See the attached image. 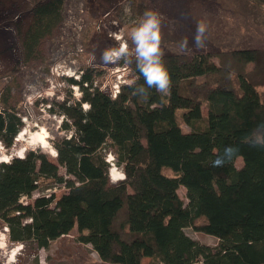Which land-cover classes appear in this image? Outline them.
I'll use <instances>...</instances> for the list:
<instances>
[{"label":"trees","instance_id":"16d2710c","mask_svg":"<svg viewBox=\"0 0 264 264\" xmlns=\"http://www.w3.org/2000/svg\"><path fill=\"white\" fill-rule=\"evenodd\" d=\"M145 2L123 4L141 16L149 6ZM31 3L12 24L24 63L37 60L40 42L62 21L65 0ZM201 55L198 60L199 54H162L170 76L164 92L145 84L136 57L133 80L124 82L115 98L96 85L95 68H83L78 79L61 78L82 94L77 101L69 90L54 105L57 110L49 109L64 116L61 129L70 131L53 142L55 161L29 150L0 164V220L8 242L46 249L76 229L77 240L90 245L101 264H142L144 259L148 264H264V146L248 142L264 122V91H258L264 87V49L219 50L216 64L211 53ZM197 73L206 80L197 83ZM138 85L146 92H135ZM8 97L1 89L0 142L5 148L21 126ZM45 143L35 134L29 144L42 149ZM228 145L238 152L215 165ZM43 151L55 157L52 150ZM108 151L124 174L116 184L108 181ZM42 180L67 192L22 204L20 199L30 197ZM201 218L204 223L196 225ZM186 228L218 242L201 244Z\"/></svg>","mask_w":264,"mask_h":264},{"label":"rangeland","instance_id":"374dc122","mask_svg":"<svg viewBox=\"0 0 264 264\" xmlns=\"http://www.w3.org/2000/svg\"><path fill=\"white\" fill-rule=\"evenodd\" d=\"M123 1L101 0L102 5H99L97 0H65L61 23L49 36L42 39L37 60L30 63L22 62L18 37L12 24L22 15V11L31 6V0H7L0 3L4 8L0 10V91L6 88L8 103L15 109L21 122L19 133L11 147L5 148L0 142V161H4L0 164L15 158L14 155H25L29 150L43 153L49 160L55 161L56 157L47 154L43 149L55 153L53 142L63 136H69L70 131L61 129L65 121L64 116L52 113L49 109L54 107L57 110L54 105L61 103L69 90L73 95L70 85H57L52 97L36 99L38 93L44 96L52 84L62 82L61 78L53 75L54 59L57 56L64 54L74 59L75 73L70 76L73 79L79 78V72L83 68H95L97 72L93 74V80L100 86L106 79L105 68L119 64L128 68L125 82L133 80L135 44L131 40L130 29L134 19L142 15L138 16L139 14H134L130 8L124 7ZM145 3L149 5L146 10L152 9L160 13V48L164 55L199 54L198 60H201V54L209 52L212 54L210 60L216 64L218 57L214 54L219 50L264 49V0H146ZM106 8L113 12L104 14ZM128 21L131 23H124ZM201 21L206 24V31L202 45L197 46L193 37L197 23ZM114 33L121 35L120 43L127 42L129 53L115 63H105L101 58L103 50L119 46L113 37ZM185 39L187 44L182 48L180 42ZM196 77L197 83L206 80L200 77V73H197ZM229 77L233 81V78ZM258 91L262 93L264 87H259ZM30 97L31 99L27 100ZM41 104L45 113L40 112ZM202 111L206 112L204 106ZM180 124L184 131L189 130L181 121ZM35 134L44 138L45 148L29 144ZM109 156L112 159L108 158ZM106 159L111 161L108 170L109 184L124 180V174L121 168L115 165L116 159L111 151L106 153ZM235 165L241 166L240 158L235 160ZM60 172L64 174L62 169ZM164 174L173 176L169 170H164ZM118 179L119 181H115ZM53 186L51 181L42 180L32 195L21 198L20 202L30 203L36 197L48 194L56 187ZM66 192V188L59 186L54 195L59 197ZM178 195L184 203L187 201L183 187L178 189ZM203 223L202 218L196 221V225ZM185 233L201 244L215 246L218 242L216 238L197 232L193 228H186ZM77 236L76 229H73L69 235L51 242L46 249L37 248L32 243L12 244L8 242L7 228L0 220V264H101L92 247L80 243ZM148 262L144 259L142 264Z\"/></svg>","mask_w":264,"mask_h":264},{"label":"clouds","instance_id":"9594fccd","mask_svg":"<svg viewBox=\"0 0 264 264\" xmlns=\"http://www.w3.org/2000/svg\"><path fill=\"white\" fill-rule=\"evenodd\" d=\"M160 13L156 10H145L141 17L137 18L130 29V37L135 44L136 66L144 77L148 87H155L161 92L167 91L170 85V76L162 60L160 48ZM206 24L198 22L193 37L197 46L202 45ZM187 40H182L180 46L183 48ZM129 49L127 42L121 43L118 47L106 48L102 52V60L105 63L119 60L128 56ZM135 92L144 93V85H138ZM250 143L264 146V122L256 127V131L249 136ZM238 152L235 145L225 146L223 152L216 156L215 165H223L231 160Z\"/></svg>","mask_w":264,"mask_h":264},{"label":"built area","instance_id":"2783aa9c","mask_svg":"<svg viewBox=\"0 0 264 264\" xmlns=\"http://www.w3.org/2000/svg\"><path fill=\"white\" fill-rule=\"evenodd\" d=\"M113 37L116 39L117 44L120 45L121 43H124V42L120 43V41H121V35L120 34L114 33ZM58 51H60V50H58ZM115 62H116V60L112 61L111 63H115ZM75 65L76 64H75L74 59L69 58L68 56H65L64 54H61V55L57 56L56 59H54L53 75L55 77H58V78H64V77L65 78H72L70 76H72L73 73H75ZM127 69L128 68L125 65H119V64L113 66L112 68H105V72L107 73L106 79L103 82V84H101L99 86V89L101 91H106L112 98H115L116 95L118 94L119 90H120L121 85L124 84V82H125V75H126L125 73H126ZM79 73L81 74V72H79ZM64 83H66V82L60 81L59 83H57L55 85L52 84L50 89L44 93V96H42L41 93H38L36 95V97H37L36 99H38V98L42 99V98L47 97V96L52 97L55 93L54 89L56 88V86L57 85L63 86ZM84 85H86V84H84ZM70 88H71V90H73V95H74L73 97L75 98V100L80 101L81 94H82L80 88L76 85H70ZM30 99H31V97L28 98L27 100H30ZM28 103H31V102H28ZM42 106H43V104H41L40 112L45 113ZM87 107H88V105L86 103L82 104V108L84 110H86ZM46 108L49 109V106L46 105ZM17 116H19V115H17ZM21 121H22V123H24V119H22ZM108 158H111V157L109 156ZM108 162L111 163V161H108ZM58 188L59 187H55V188H53V190L49 189L50 190L49 193L44 194V196L48 197L50 194H55V189H58ZM22 198H24V197H22Z\"/></svg>","mask_w":264,"mask_h":264},{"label":"water","instance_id":"95a60500","mask_svg":"<svg viewBox=\"0 0 264 264\" xmlns=\"http://www.w3.org/2000/svg\"><path fill=\"white\" fill-rule=\"evenodd\" d=\"M23 157H24V155H23ZM55 157H56V152H55ZM15 158H20V157L15 156ZM11 159H12V158H11Z\"/></svg>","mask_w":264,"mask_h":264},{"label":"bare ground","instance_id":"6f19581e","mask_svg":"<svg viewBox=\"0 0 264 264\" xmlns=\"http://www.w3.org/2000/svg\"><path fill=\"white\" fill-rule=\"evenodd\" d=\"M21 132H23V131H21ZM20 136V135H19ZM7 160H5V162H6ZM122 178V177H121Z\"/></svg>","mask_w":264,"mask_h":264}]
</instances>
